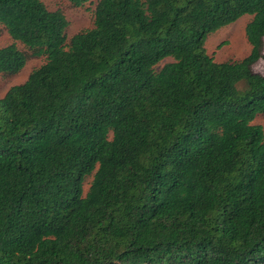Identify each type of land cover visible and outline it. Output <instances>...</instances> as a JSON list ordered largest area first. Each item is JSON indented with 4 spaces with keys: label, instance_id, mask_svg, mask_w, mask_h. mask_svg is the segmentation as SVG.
Here are the masks:
<instances>
[{
    "label": "trees",
    "instance_id": "16d2710c",
    "mask_svg": "<svg viewBox=\"0 0 264 264\" xmlns=\"http://www.w3.org/2000/svg\"><path fill=\"white\" fill-rule=\"evenodd\" d=\"M246 14L249 54L216 61L208 36ZM93 17L69 38L61 9L0 0V74L44 58L0 96V264H264V0Z\"/></svg>",
    "mask_w": 264,
    "mask_h": 264
},
{
    "label": "rangeland",
    "instance_id": "374dc122",
    "mask_svg": "<svg viewBox=\"0 0 264 264\" xmlns=\"http://www.w3.org/2000/svg\"><path fill=\"white\" fill-rule=\"evenodd\" d=\"M43 1L47 4L50 10L61 9L64 12L69 21V26L67 28V35L69 38L81 30L91 28L93 26V9L95 8L97 0H91L81 7L71 5L68 0ZM251 19L252 15H243L236 22L222 27L213 34L209 35L206 41V47L209 54L213 55L215 60L219 62L238 60L248 55L251 50V44L247 39L245 27ZM12 42H14L13 38L6 30H3L0 33V46H5L11 44ZM17 44L22 50H26L22 43L17 42ZM170 61H173V58H166L160 63L159 67H162L165 63ZM43 62V57L30 56L27 60L26 66L18 74L13 76L0 74V96H4L12 86L25 82L31 71L40 66ZM254 70L258 73H264V59H261L254 64ZM255 122L264 126V116L258 115ZM220 157L221 159L214 156L212 158V163L217 167L219 172H222L226 169V166L221 153ZM91 180L92 177H88L86 179V191Z\"/></svg>",
    "mask_w": 264,
    "mask_h": 264
}]
</instances>
